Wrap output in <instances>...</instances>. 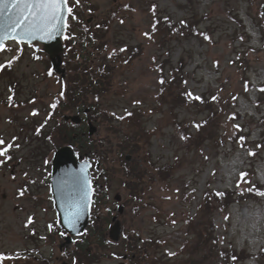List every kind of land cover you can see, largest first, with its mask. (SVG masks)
<instances>
[{
	"label": "rangeland",
	"instance_id": "rangeland-1",
	"mask_svg": "<svg viewBox=\"0 0 264 264\" xmlns=\"http://www.w3.org/2000/svg\"><path fill=\"white\" fill-rule=\"evenodd\" d=\"M88 1L92 11L85 10L84 17L91 18L89 29L97 33V39L87 50L100 52L92 56L101 60L108 51L117 52L121 47H131L135 53L128 63L119 64L121 70L110 74L113 90L98 100L99 108L113 121L96 118L97 132L88 138L94 156L110 173L104 202L112 210L106 216L117 214L113 194L120 193L123 211L118 217L122 230L128 233L120 242H134L131 231H135L140 239L137 245L142 238L149 239L147 249L155 255L152 258L172 262L187 257L184 245L191 247L196 241L186 233L185 216L196 211L203 190L233 189L240 170H247L250 182L264 186V91L260 97L256 90L264 83V32L260 30L264 18L259 12L264 0ZM152 18L158 31L150 29ZM166 26H172L173 33L166 34ZM8 46L10 52H0V64L10 62L0 76V139L5 142L0 147L12 145L6 153L8 163L0 165V264H8L24 249L33 250L28 259L31 262L19 260L18 264H59L65 257L58 249L60 239L51 224L54 213L45 188L37 191L34 187L38 198L17 195L28 177L38 180L43 174L44 165L35 155L44 153L48 139L33 134L34 124L43 116L42 107L56 99L58 85L51 75L45 76L49 69L41 46L36 54L32 46ZM170 69L185 77V89L194 97L207 101L225 95L222 111L216 102L180 103L170 95L158 99L160 77L167 81L173 73ZM10 80L16 81L13 98L18 103L6 105ZM182 85L176 90H183ZM95 99L87 96L89 102ZM129 110L141 116L152 162L174 166L163 182H134L124 173L125 164L118 162L116 133L112 131L126 127L112 114L120 116ZM232 113L235 118L229 119ZM210 114H220L215 121L219 128L211 138L204 127H197ZM233 125H239V134L246 136L245 149L220 139ZM235 131L233 128L231 136ZM0 160L7 159L0 156ZM211 223L218 245L236 250L240 257L237 264H264V252L260 253L264 245V195L233 201L227 209L216 210ZM99 224L105 225L102 220ZM93 250L94 256L98 252L103 259L92 264L120 261ZM202 252L207 264L211 255L205 248Z\"/></svg>",
	"mask_w": 264,
	"mask_h": 264
},
{
	"label": "trees",
	"instance_id": "trees-1",
	"mask_svg": "<svg viewBox=\"0 0 264 264\" xmlns=\"http://www.w3.org/2000/svg\"><path fill=\"white\" fill-rule=\"evenodd\" d=\"M172 26H166L167 29L166 34L173 33ZM158 31L159 28H156ZM262 30V28L260 29ZM263 32V30H262ZM84 40V39H83ZM91 40L89 41V43ZM83 42H80L78 50L75 52L72 50L69 58L64 59V63H66V68L70 70L68 76L66 78V91H65V102L60 103V111H64L70 104L72 105L71 108H78L80 110L82 106L87 105L91 108L93 113L97 112L98 102H89L87 101V93L95 95L96 98L103 97L108 93L112 92L114 85L110 81V74L113 72L114 69L119 67L120 63H128L129 61V53L133 52V48H128L124 53V51H120L118 54L110 52L109 55H102L101 60L99 57L94 58L92 55L94 53L90 52H83L84 46ZM82 47V48H81ZM73 53V54H72ZM100 53V52H99ZM107 54V53H106ZM135 54V53H133ZM131 53V55H133ZM127 56V57H126ZM97 59V60H96ZM97 62H96V61ZM112 62L114 63L112 65ZM122 68H118L117 70H121ZM173 72L172 69H170ZM163 80L162 85L160 86V90L157 92L158 99H162L165 96H174L178 102H186L187 104L194 103L195 100L191 98L185 90H176V87L182 85L184 82V77L182 74H178L177 71L173 72L169 78L164 79L163 76L160 77ZM161 82V81H160ZM165 83V84H164ZM183 86V85H182ZM264 88V86L259 88V95L262 97L263 91L260 89ZM217 96V95H216ZM213 98V97H212ZM226 96L223 97L219 96L216 97L215 100L209 99L205 100V102H201V104H210L216 102L218 107L222 111L223 102L226 100ZM198 103V102H195ZM200 103V102H199ZM97 105V106H96ZM97 108V109H96ZM224 108V107H223ZM225 112V111H224ZM223 112V113H224ZM222 114V113H221ZM102 119H107V117L112 120L110 116L107 115V112L104 111L101 115ZM140 115L135 116L133 114H124L122 117L114 118L117 119L118 122H123L122 125L126 128L122 129L121 127L119 130H114L112 132L116 133V137L114 140V145L117 148V152L120 156V159L124 158V154L128 153L135 157L136 161L133 163H124L127 164V168L125 170V174L128 175L136 182H141L144 179L148 181H165L168 175L171 174L174 166L172 164L166 163L164 165L158 166L157 164H153L150 160V153L149 147L147 146L148 143V135L145 131L144 126L142 125V121H140ZM219 115L210 114L208 119L205 118L200 121V128L204 127L207 131L208 137L214 135V130L219 128L218 124L215 127L216 119H219ZM232 118L233 115H230ZM230 119V118H229ZM229 121V120H226ZM225 124V123H224ZM222 124V125H224ZM64 126V122L61 119L56 121L54 128H60ZM236 128L234 125L231 127V130L228 129L225 131L224 135H221L223 141L226 139L231 140L232 143L237 142L240 146L248 145V143L243 140L240 141V134L239 131H235L233 136L232 130ZM201 137V136H200ZM79 152L81 150L86 151L87 147L83 144L78 147ZM140 162V164H139ZM153 167V168H151ZM241 172H247L241 171ZM240 174V173H239ZM238 174L237 181L240 179V175ZM248 180V178H247ZM128 184V183H127ZM136 183H134L135 185ZM249 187H253L252 192H248L247 189ZM223 196H216L214 191L206 188L202 192V201H199L198 205L196 206V211L192 215H186L185 223L186 224V233L192 235L193 241L196 243L191 247H186L184 245V254H188L187 257L172 260V264H190V263H198V264H205L206 262V255L202 252L205 248L206 252L211 255V259L207 264H236L237 260H240L236 250L230 248L220 247L218 245V238L215 237L214 231L212 230V223L211 217L213 216L216 210H223L227 209L230 203L233 201H242L246 199H251L254 197H258L260 194L258 192H264V186L252 183V184H244L241 187L234 189H224L222 191ZM96 200V198H95ZM97 201V200H96ZM98 244L103 246V233L102 227H99L98 230ZM89 233V232H88ZM187 242V241H186ZM130 247V246H129ZM78 261L80 264H87V260L89 259L88 251L85 250L84 246H78ZM202 252L203 254L200 255L198 253ZM261 253L264 252V245L263 248L260 250ZM80 253V254H79ZM149 253L143 254L141 260L142 264H158L154 260V258H149L147 255ZM223 254V255H222ZM235 256L237 259L233 261L231 258ZM154 257V256H153ZM133 261L132 258H130ZM157 261V260H156ZM162 262V261H161ZM162 264H169L167 261H163Z\"/></svg>",
	"mask_w": 264,
	"mask_h": 264
},
{
	"label": "snow or ice",
	"instance_id": "snow-or-ice-1",
	"mask_svg": "<svg viewBox=\"0 0 264 264\" xmlns=\"http://www.w3.org/2000/svg\"><path fill=\"white\" fill-rule=\"evenodd\" d=\"M65 10L69 14H71L73 11V9L68 6V0H0V13L7 15L9 20L7 31L0 33V50H3V41L6 38H11L17 41L35 40L37 38L41 40L46 38L53 39L55 35L61 31L59 22L62 20ZM72 18L74 19L75 17L73 16ZM181 23L183 24L184 21H181ZM204 38L209 39V37L206 35ZM124 50L125 49H121V51ZM4 67L5 65L0 64V69ZM52 74V70H50L49 75ZM161 83H163V80H161ZM260 91H264V88L260 89ZM189 95L191 94L189 93ZM195 99L200 100L201 98L195 97ZM212 99L215 100L216 97H213ZM233 99L236 98L234 97ZM52 107H55V105H52ZM232 118H235V114H233ZM197 127L199 126L197 125ZM235 127L239 129V125H236ZM239 139L240 141H243L245 138L241 136ZM4 144V140L0 139V145ZM11 147V144H9L7 147H0V156L10 159V157L6 156V153ZM249 155H254V153L249 152ZM4 162V160H0V164ZM80 171L84 172L85 169L82 167ZM239 175L240 179L237 181V188L244 184L250 183V181L247 180V172H240ZM247 191L252 192L253 187H249ZM258 194L264 195V192H258ZM215 195L223 196L224 193L216 192ZM79 216V205L72 206L71 210L65 217L64 222L66 226L69 228H74ZM225 219L228 218L225 217ZM29 223H31V218H29ZM2 259L3 256L0 254V260ZM231 259L235 261L237 257L233 256Z\"/></svg>",
	"mask_w": 264,
	"mask_h": 264
},
{
	"label": "water",
	"instance_id": "water-1",
	"mask_svg": "<svg viewBox=\"0 0 264 264\" xmlns=\"http://www.w3.org/2000/svg\"><path fill=\"white\" fill-rule=\"evenodd\" d=\"M261 12L264 14V3L261 6ZM65 19H66V10L63 13V18L59 22V26L61 31L55 35L53 39H35L40 41L43 44L45 51L49 54L53 68L56 71H61L60 66V58L59 51L61 50V44L59 37L64 32L65 27ZM9 23L8 16L0 13V33L7 31V25ZM11 39V38H6ZM4 40V41H5ZM3 41V42H4ZM26 42H31L33 40H23ZM71 120L77 121L76 116L70 117ZM95 131V128L90 125L89 134ZM84 168L85 171L81 172L80 169ZM65 181H71L74 185L78 184V191L73 194L72 192L68 194H64L65 191L60 189V185H62ZM76 181L77 183H75ZM52 189H53V197H54V205L57 211L58 216V224L61 225L62 228L69 231L71 234H81L84 230V227L87 222L90 203H91V194L92 188L90 184V175L88 171V162L86 160L82 162H76L73 151L69 147H62L55 151L52 159ZM77 195V196H76ZM62 197H66L69 199V203L71 205H79L80 207V216L76 221L74 228H69L65 224V217L68 212L71 210V207L65 205V199ZM76 197V198H71ZM119 233V225L115 222L109 231V236L112 239H117ZM69 240L68 237H66ZM66 264V263H62Z\"/></svg>",
	"mask_w": 264,
	"mask_h": 264
},
{
	"label": "flooded vegetation",
	"instance_id": "flooded-vegetation-1",
	"mask_svg": "<svg viewBox=\"0 0 264 264\" xmlns=\"http://www.w3.org/2000/svg\"><path fill=\"white\" fill-rule=\"evenodd\" d=\"M76 243V248H74V255L78 258V240L75 242ZM68 248V247H67ZM132 257H134V255H132ZM122 262L121 264H124L127 260V255H123L122 256ZM136 262H137V259H136Z\"/></svg>",
	"mask_w": 264,
	"mask_h": 264
}]
</instances>
